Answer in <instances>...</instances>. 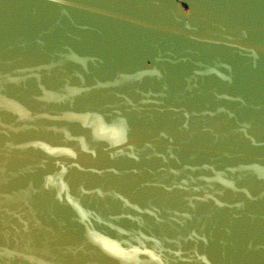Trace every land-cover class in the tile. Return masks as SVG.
Returning a JSON list of instances; mask_svg holds the SVG:
<instances>
[{
    "label": "water",
    "instance_id": "95a60500",
    "mask_svg": "<svg viewBox=\"0 0 264 264\" xmlns=\"http://www.w3.org/2000/svg\"><path fill=\"white\" fill-rule=\"evenodd\" d=\"M0 264H264V0H0Z\"/></svg>",
    "mask_w": 264,
    "mask_h": 264
}]
</instances>
